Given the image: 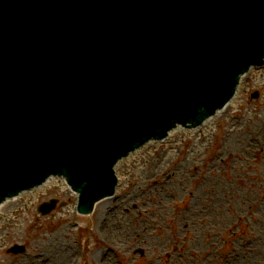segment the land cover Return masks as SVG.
Returning <instances> with one entry per match:
<instances>
[{
    "label": "water",
    "instance_id": "95a60500",
    "mask_svg": "<svg viewBox=\"0 0 264 264\" xmlns=\"http://www.w3.org/2000/svg\"><path fill=\"white\" fill-rule=\"evenodd\" d=\"M262 64L264 0H0V204L64 178L91 213L117 164L200 130Z\"/></svg>",
    "mask_w": 264,
    "mask_h": 264
},
{
    "label": "rangeland",
    "instance_id": "374dc122",
    "mask_svg": "<svg viewBox=\"0 0 264 264\" xmlns=\"http://www.w3.org/2000/svg\"><path fill=\"white\" fill-rule=\"evenodd\" d=\"M244 76L235 103L200 130L174 129L120 163L104 211L100 199L78 213L60 182L21 196L0 219V264L41 258L60 240L71 264H264V65ZM16 244L24 251H8Z\"/></svg>",
    "mask_w": 264,
    "mask_h": 264
},
{
    "label": "bare ground",
    "instance_id": "6f19581e",
    "mask_svg": "<svg viewBox=\"0 0 264 264\" xmlns=\"http://www.w3.org/2000/svg\"><path fill=\"white\" fill-rule=\"evenodd\" d=\"M259 71H261V69L257 70V72H259ZM244 79H245V76L244 77L242 76L241 81H240V86L242 85V82H243ZM236 94L231 98V100L227 103V105L224 107V109H221L218 112L224 111L228 107H230L232 104H234L236 99H237L236 98ZM212 117H214V115L211 116V117H208L207 119H205L204 122L201 124V126L203 124H207L211 119H213ZM196 127H198V125L195 126V127H192L191 131H193V129H195ZM170 133H171V131L169 132L168 136L170 135ZM118 165L119 164H117V166ZM52 182L53 181H47L46 182V186L49 185ZM54 182H60V184L63 187H67L68 186L64 178L61 179V180L54 181ZM42 188H44V187H35V188H32V189H29L26 196L18 194V195H16V196H18L17 198H15V196L12 197V199H11L12 201L8 200V202L6 201V202L1 203L0 204V219H1L2 215H4V214H6V216L8 215V211L14 206L13 203H16V201H18L21 196H24L25 198H28V197L32 196L33 194H35L38 190H40ZM106 204H107V202L104 201L103 199H102V201H100L99 207H100L101 211L105 210ZM54 245H55L54 252H51V254H46L45 256H42L41 258H38V259L36 257L35 260L34 259H30L29 260L28 259L27 262L30 261L31 264H34V263H32V261H34L35 263H39V262L45 263V260H47V261L49 260L50 264H71L72 263V261H71L72 260L71 259L72 255L71 254H72L73 248H71V245H70L69 241L60 240L57 243H55ZM27 262L26 261L25 262L24 261H19V262L15 263V264H25V263L28 264Z\"/></svg>",
    "mask_w": 264,
    "mask_h": 264
}]
</instances>
